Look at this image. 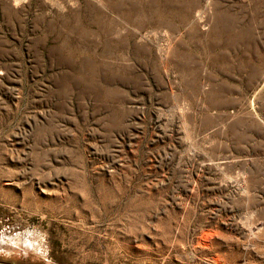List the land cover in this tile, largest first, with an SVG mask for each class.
Here are the masks:
<instances>
[{"label":"rangeland","instance_id":"1","mask_svg":"<svg viewBox=\"0 0 264 264\" xmlns=\"http://www.w3.org/2000/svg\"><path fill=\"white\" fill-rule=\"evenodd\" d=\"M0 261L264 264V0H0Z\"/></svg>","mask_w":264,"mask_h":264},{"label":"crops","instance_id":"2","mask_svg":"<svg viewBox=\"0 0 264 264\" xmlns=\"http://www.w3.org/2000/svg\"><path fill=\"white\" fill-rule=\"evenodd\" d=\"M0 263H6V264H16V263H10V262H5V261H0Z\"/></svg>","mask_w":264,"mask_h":264},{"label":"water","instance_id":"3","mask_svg":"<svg viewBox=\"0 0 264 264\" xmlns=\"http://www.w3.org/2000/svg\"><path fill=\"white\" fill-rule=\"evenodd\" d=\"M0 264H6V263H0Z\"/></svg>","mask_w":264,"mask_h":264}]
</instances>
